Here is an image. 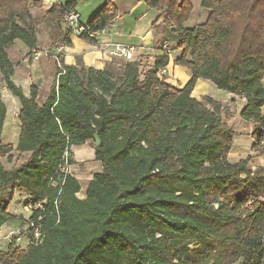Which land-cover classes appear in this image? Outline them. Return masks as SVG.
<instances>
[{"label": "trees", "instance_id": "16d2710c", "mask_svg": "<svg viewBox=\"0 0 264 264\" xmlns=\"http://www.w3.org/2000/svg\"><path fill=\"white\" fill-rule=\"evenodd\" d=\"M144 3L162 19L171 59L159 48L151 68L124 62L95 70L65 66L61 54L62 71L55 65L40 105L36 85L25 96L12 81L6 48L20 41L32 57L31 8L60 33L75 0L45 10L42 0H0V75L20 105L14 147L1 141L7 110L0 87V158L30 154L10 169L0 163V229L20 221L40 232L35 240L27 229L24 248L12 240L0 264H264V194L246 192L255 178L251 157L228 160L234 114L213 98L192 97L203 79L244 99L239 117L253 126L252 149L264 148V0H201L207 16L193 27L184 26L191 0ZM116 17L106 0L81 23L95 32ZM69 34L67 28L61 35L63 46ZM77 37L97 44L86 32ZM169 60L191 73L182 89L158 76ZM94 135L101 171L79 198L80 183L67 169L74 164L70 150L94 145ZM15 194L33 206L25 221L9 212Z\"/></svg>", "mask_w": 264, "mask_h": 264}, {"label": "crops", "instance_id": "0c3cea01", "mask_svg": "<svg viewBox=\"0 0 264 264\" xmlns=\"http://www.w3.org/2000/svg\"><path fill=\"white\" fill-rule=\"evenodd\" d=\"M42 1H43V9L45 10L48 9L54 3L65 4L68 0H42ZM80 1L83 2L84 7H87V9L83 12V15H81L79 11ZM144 2L145 0H112V3L117 10V17L113 21V25L110 28L108 35L105 38H100V40H105L112 43L130 44V45L138 46L139 49L136 53L135 59H136V64L140 66V69H148L154 66L156 60L162 56V53L160 52L159 48H161L163 43L168 42V38L166 37L164 28L160 26L162 19L160 18L159 13H157L154 10L148 9ZM75 3H76L75 10L77 11L78 14H80L81 22L87 24L88 21L94 16V14L106 3V0H75ZM36 12L42 15L40 9L31 8L32 15L33 13ZM205 12H206L205 10L200 9L198 14L196 15V18L197 16L198 18L203 15L207 16V12L206 14ZM191 21H193L194 23L196 20L190 18L189 21L187 22H191ZM187 22L184 25L185 27H189ZM42 23L43 24H40L42 26V32H43L42 38H40L39 36V27L36 26L37 52H41L39 51L41 44L39 42L41 39H42L41 40L42 46H47L49 48L51 47V45H54L56 43L62 44L61 35H63L64 32H67L66 26H62L60 33L59 32L57 33L52 29V26L44 22ZM194 25H198V23H194L190 27H193ZM68 40L70 42V45H64V54L62 59V62L65 66H72L78 68L84 67V68H93L95 70H103L106 66L116 65L120 67L121 66L120 63H124V61L122 60L108 57L99 49L97 45L89 44L73 34L68 35ZM16 45H20L21 53L28 52V49L20 41H15V43L12 46L6 48V53L8 55V58H9L10 48ZM41 57L42 56H40L39 61L36 60L37 62L33 60L28 61V59H24L23 61L17 63L16 65H14V63L9 58L10 62L13 64V75L11 77L12 81L17 86L21 87L23 94L25 96H28L30 86L36 85L38 87L37 103L40 105L45 101L48 95L49 88L54 79V71H55V68L51 63V61L53 60L49 61L46 60L47 58L44 59ZM115 60L118 62L115 63ZM165 70H166V78H165L166 83L178 89H182L191 78V73L187 69L174 65L172 60H169V63L165 67ZM204 96L213 98L215 101L219 102L222 107L227 108L231 113L234 114L232 118L228 119L229 126L236 133L233 141V148L229 153L228 160L229 157L232 155V153H235L234 151L236 146L240 145V142H242L243 140L244 144L245 143L247 144V150L245 155H243L241 159H244L246 157H251V162H250L251 165H254L256 167H261L264 169V148L262 147L257 150L252 149L253 143L251 139V134L253 132V126L250 123L244 122L239 117V114L244 107V103H245L244 99L226 93L224 91L218 90L209 81L198 79L192 91V97L200 101L201 97ZM2 100L6 106L7 113L4 121L1 141L4 144H11L15 147L19 134V123L16 120L17 121L16 124L14 122V118L17 119L20 105L18 100L9 93H5L4 95H2ZM262 115L264 116V107L262 108ZM15 126L16 129L14 130ZM241 136H244V139H242ZM237 138L238 139L240 138V140H237ZM11 140H16V141L11 142ZM88 143L89 142H86L81 146H85ZM22 155L26 156L27 159L30 154L27 153ZM241 159H238V161ZM86 187L85 188L81 187V190L77 194V196L79 194L80 195L82 194L83 195L82 198H84ZM15 197L16 196H14L12 200H14Z\"/></svg>", "mask_w": 264, "mask_h": 264}, {"label": "rangeland", "instance_id": "374dc122", "mask_svg": "<svg viewBox=\"0 0 264 264\" xmlns=\"http://www.w3.org/2000/svg\"><path fill=\"white\" fill-rule=\"evenodd\" d=\"M191 3L193 6V13H192L191 18H193V20H196L194 23H198V25H199V24L205 22L206 15L205 16L203 15L204 18H203V16H201L199 18L197 16V18H196V15L200 11V9L204 10L200 5L201 0H191ZM81 9H82V11H81ZM86 9H87V7H84L83 2L80 1V3H79L80 14L83 15V12ZM30 13H31V10H30ZM41 13H42V10H41ZM205 14H206V12H205ZM42 15H43V13H42ZM42 15L39 14L38 12L33 13V15L31 14L32 19L36 20L37 26L39 27L40 38L43 37L42 26L40 25V24H43L42 23L43 21L41 20ZM187 23H188L189 27L194 24L193 21L187 22ZM194 26H196V25H194ZM164 31H165L166 37L169 39V36H168L165 29H164ZM41 40L39 42V43H41L40 49H39V51H41V52L46 51V50L50 49L51 47H54L55 45H56L55 46L56 48L58 46L62 45V44L56 43L54 45H51V47L48 48L47 46H42ZM41 47H44V48H41ZM20 49H21L20 45H16L14 47H11L9 50V58L14 63V65H16L17 63H20L24 59H28V61L33 60L32 57H30L28 55V53H25V52L21 53ZM63 53H64V51H63ZM39 58L37 61H39ZM41 58H44V59L47 58L46 60H49V61L52 60L51 58H48L45 56L43 57V55ZM117 62L118 61L115 60V63H117ZM51 63L53 64V67H55L56 64L53 61H51ZM0 87H1L2 95H4L5 93H9L4 87L3 79H2L1 75H0ZM202 98L203 97H201V99ZM10 105H12V104H10ZM16 120L17 119L14 118V122L17 124L18 120L17 121ZM15 129H16V126L14 127V130ZM241 138L244 139V136H241ZM1 139H2V136H1ZM237 140H240V138L239 139L237 138ZM13 141L15 142L16 140H11V142H13ZM11 142H8V143H11ZM246 150H247V144L246 143L244 144V141L242 140V142H240V145L236 146L235 151H234L235 153H232V155L229 157V162L235 163L236 161H238V159H241L243 157V155H245ZM70 152L72 154L74 164L68 167V173L73 175L78 180L81 187L85 188L86 185L91 180L92 176L101 170L100 164L94 160V145L92 142H89L85 146L71 148ZM25 159H26V156H24V155L20 156V155H18V153L13 152L11 161L6 160V158H0V163L3 165V167L5 169H10V168L18 166L19 164L24 162ZM248 168L254 174L253 176L255 178H254L253 183H248V187L246 188V192L248 191L250 193L258 195L262 191L264 194V169L261 167H256V166L251 165V164L248 166ZM258 179H261V181L258 182ZM256 184L259 185V187H257ZM263 194H261V195H263ZM15 196H16L15 199L10 202L9 212L12 215L20 216L22 218V220L25 221V220H27V218L29 216V212H27L23 209L25 198L21 194H15ZM4 197L7 198L6 195ZM78 197L82 198L83 195L79 194ZM263 197H264V195H263ZM260 199L262 200L263 198H260ZM25 233H26V227L25 226L23 227L20 221L8 222V224L4 225L0 229V251H4V252L7 251L8 245L12 242V240L14 241L16 246H18L20 248H24L28 242L27 235Z\"/></svg>", "mask_w": 264, "mask_h": 264}, {"label": "built area", "instance_id": "2783aa9c", "mask_svg": "<svg viewBox=\"0 0 264 264\" xmlns=\"http://www.w3.org/2000/svg\"><path fill=\"white\" fill-rule=\"evenodd\" d=\"M63 22L73 35L78 36L82 34L83 32H86L90 38L97 40L96 45L108 57L113 58V59H119L124 62H136L135 56L139 49L138 46L130 45V44L112 43V42H108L105 40H100V38H105L108 35L109 30L113 25V22L109 23L102 30L95 31V32H89L88 27H86L84 24L81 23L80 15L74 10L66 12L64 14ZM161 48L163 49L164 54L169 56V58L171 59L172 52L168 50L167 43H163ZM63 51H64L63 45L58 46L57 48L54 46L42 52H37L36 50L35 51L33 50L32 59L33 61H36L42 55L45 57L51 58L53 62L56 64V66L62 71V62H61L60 55L64 54ZM158 76L161 78H166V70L161 69L158 72ZM64 156L66 157V155ZM66 167H64L63 169H65ZM249 205H251V203ZM32 207H33L32 205L24 204L23 209L30 213L33 209ZM25 227H26V231L29 228L32 229V234L35 240H37L40 237L39 228L35 227L33 223L30 222Z\"/></svg>", "mask_w": 264, "mask_h": 264}, {"label": "water", "instance_id": "95a60500", "mask_svg": "<svg viewBox=\"0 0 264 264\" xmlns=\"http://www.w3.org/2000/svg\"><path fill=\"white\" fill-rule=\"evenodd\" d=\"M99 145H100V140L96 135H94V148H97Z\"/></svg>", "mask_w": 264, "mask_h": 264}]
</instances>
